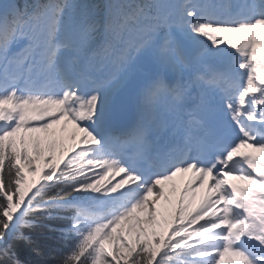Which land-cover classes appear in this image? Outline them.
Wrapping results in <instances>:
<instances>
[{
    "label": "snow or ice",
    "instance_id": "snow-or-ice-1",
    "mask_svg": "<svg viewBox=\"0 0 264 264\" xmlns=\"http://www.w3.org/2000/svg\"><path fill=\"white\" fill-rule=\"evenodd\" d=\"M258 29L264 0H0V264H264Z\"/></svg>",
    "mask_w": 264,
    "mask_h": 264
},
{
    "label": "trees",
    "instance_id": "trees-1",
    "mask_svg": "<svg viewBox=\"0 0 264 264\" xmlns=\"http://www.w3.org/2000/svg\"><path fill=\"white\" fill-rule=\"evenodd\" d=\"M29 136L36 137L33 133H29ZM40 141H41V147H42L43 151L44 150H51L50 149L51 148V146H50L51 139L46 140V141H43V140H40ZM101 183H103V182L101 181ZM48 243L53 247H57V248H63L64 247L63 242L60 241L58 238H50ZM21 258L25 261H32L34 259L32 256L28 255L26 250L22 251ZM41 259L48 262V264H52L53 258L51 256H45V257H42Z\"/></svg>",
    "mask_w": 264,
    "mask_h": 264
},
{
    "label": "bare ground",
    "instance_id": "bare-ground-1",
    "mask_svg": "<svg viewBox=\"0 0 264 264\" xmlns=\"http://www.w3.org/2000/svg\"><path fill=\"white\" fill-rule=\"evenodd\" d=\"M71 146V144H68L67 145V149ZM66 149V150H67ZM61 157V152H57L55 154V159L53 161H51V163H55L57 162ZM36 168H37V171L35 173L33 172H30L28 170V167L27 165L25 166V173H26V176H27V184H31L33 181L39 179L40 177V171L41 169L44 167V160L43 158L39 159V158H36ZM27 184H22V188L24 187H27ZM144 214V213H143ZM144 216L146 217V215L144 214Z\"/></svg>",
    "mask_w": 264,
    "mask_h": 264
},
{
    "label": "rangeland",
    "instance_id": "rangeland-1",
    "mask_svg": "<svg viewBox=\"0 0 264 264\" xmlns=\"http://www.w3.org/2000/svg\"><path fill=\"white\" fill-rule=\"evenodd\" d=\"M117 177H118V176H117ZM174 194H175V193H174ZM164 208H165L166 211H168L167 216H166L165 213L163 212V209H164ZM165 210H164V211H165ZM160 212H162L163 215H161V214L158 212L156 219H157L158 221H161V222H164L165 220H166L167 222H169V221H168V220H169V217H170L171 215H173V213H172V206H171V205L164 204V205H162V207H161V209H160ZM140 218H141V221L147 223L146 217L144 216L143 213L140 214ZM125 234H127V228H125ZM106 243H107V242H106Z\"/></svg>",
    "mask_w": 264,
    "mask_h": 264
}]
</instances>
